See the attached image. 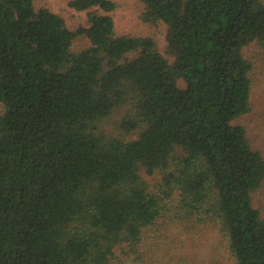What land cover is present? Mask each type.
<instances>
[{
    "label": "trees",
    "instance_id": "1",
    "mask_svg": "<svg viewBox=\"0 0 264 264\" xmlns=\"http://www.w3.org/2000/svg\"><path fill=\"white\" fill-rule=\"evenodd\" d=\"M142 1L171 61L115 32L114 0H69L88 10L74 29L0 0V264L137 259L145 230L170 225L216 226L230 264H264V157L233 123L251 108L243 48H264V0Z\"/></svg>",
    "mask_w": 264,
    "mask_h": 264
},
{
    "label": "rangeland",
    "instance_id": "2",
    "mask_svg": "<svg viewBox=\"0 0 264 264\" xmlns=\"http://www.w3.org/2000/svg\"><path fill=\"white\" fill-rule=\"evenodd\" d=\"M69 0H34L36 8L44 6L60 14L68 28L74 29L87 24V11L76 10L68 5ZM117 7L110 11L114 29L117 34L151 36L158 51L169 61L167 53L166 31L163 21L154 23L142 19L145 4L142 0H114ZM96 7H93L94 9ZM99 12H102L99 9ZM89 44L84 37L76 39L75 47ZM243 54L253 62L249 73L251 79V108L248 113L233 120V123L245 127L247 137L253 148L258 149L264 157V48L252 42L243 48ZM183 85L182 81H179ZM150 184L159 177V173L146 175ZM253 205L264 216V184L252 194ZM161 222V220L159 221ZM163 226V225H162ZM165 227V228H164ZM152 226L145 230L141 244V258L123 255L116 250L117 257L112 264H230L231 256L227 250L222 234L216 226L201 225L187 231L181 226Z\"/></svg>",
    "mask_w": 264,
    "mask_h": 264
}]
</instances>
